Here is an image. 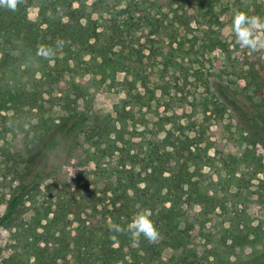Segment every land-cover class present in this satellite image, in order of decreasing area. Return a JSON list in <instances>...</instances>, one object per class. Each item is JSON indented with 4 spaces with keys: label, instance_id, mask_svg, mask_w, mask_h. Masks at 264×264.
Listing matches in <instances>:
<instances>
[{
    "label": "trees",
    "instance_id": "1",
    "mask_svg": "<svg viewBox=\"0 0 264 264\" xmlns=\"http://www.w3.org/2000/svg\"><path fill=\"white\" fill-rule=\"evenodd\" d=\"M32 7L38 9L36 20L29 17ZM208 8L200 10L201 0H16L15 10L0 3V171L19 180L0 217V227L19 228L20 249L6 264H154L166 247L182 244L180 226L191 219L203 227L209 223L211 236H219L207 264H264V231L254 227L246 204V193L264 172V137L251 133L218 146L204 138L205 129H198L203 124L178 121L166 129L171 118L162 116L149 138L142 133L138 143L124 139L125 132L137 130L134 124L129 131L125 121L135 119L133 108H150L156 92L167 91L165 76L180 65L175 52L198 53L201 64L243 81L241 96L253 104L261 99L255 104L264 111V60L257 51L243 50L239 64L232 56L242 51L235 37L228 43L206 29L213 16ZM193 22L203 37L195 35L185 49ZM218 51L224 59L205 60ZM159 58L164 69L155 71ZM120 72L132 77L126 84L139 85L149 97L127 90L124 125H107L85 137L95 163L93 179L86 177L93 189L85 187L86 196L53 175L46 187L51 203L35 205L32 192L40 193L41 186L30 174L33 160L52 142L58 126L53 115L66 114L61 117L66 136H82L87 117L79 113L80 102ZM205 85L215 101H199L218 116L238 100L213 90L209 79ZM213 160L224 175L208 188L202 171ZM26 202L35 212L27 220ZM142 209L150 210L158 230L154 242L113 230V225L126 229ZM72 223L74 233L68 229Z\"/></svg>",
    "mask_w": 264,
    "mask_h": 264
},
{
    "label": "rangeland",
    "instance_id": "2",
    "mask_svg": "<svg viewBox=\"0 0 264 264\" xmlns=\"http://www.w3.org/2000/svg\"><path fill=\"white\" fill-rule=\"evenodd\" d=\"M201 4L204 6V9H200L202 12L209 11L208 6H211L213 12L211 22L206 29L209 32L219 34L228 43L232 42L234 36L231 24L235 12H243L249 9L256 16L264 18V0H201ZM37 15V8L32 7L29 9L30 19L36 20ZM194 15H197V12ZM192 27L194 32L185 35L183 39L185 49L190 48V41L194 39L195 35H200V38L203 37L200 33L201 28L196 22H193ZM142 40L148 41L146 35L142 37ZM240 50L242 51L235 52L232 55L237 61L241 60L238 62L239 64L244 59L243 50L250 52L241 47ZM257 53L264 60V50H257ZM175 54L178 55L180 65L175 69L172 68L165 76V80L169 82L167 91L163 93L162 90H158L155 94L156 99L152 100L150 108L139 105L133 108L135 119L125 121L129 131H132L134 124L137 130L131 134L125 132V140L132 139L133 143H138L142 139V133H144L142 134L144 139L149 138L151 131L156 128L155 123L159 122L162 116L171 118V122L165 126L166 129H171L173 126L177 127L178 121L185 126H192L193 123H196L197 128L199 124H203L206 128L198 129L201 131L205 129L204 138L210 139L218 146L220 144L227 145L232 139L236 141L240 139V136L251 133L258 137H264V111H262L263 108L256 106V104L261 105L262 101L256 98L254 99L256 104H253L247 96H241L245 86L243 81L222 74L221 70L215 69L209 62L201 64V57L198 53L194 55L190 52L189 55H184L175 52ZM206 58V61L215 58L222 60L224 56L221 51H218L206 54ZM157 69H164L162 58L158 59L155 71ZM205 79H209L214 84L213 90H224L238 99L234 100L233 104L228 106L229 108H224L225 112L222 116H218L212 108L207 109L202 105L204 99H208L209 102L214 100L205 85ZM132 80V77L125 73H117L114 77L107 78L100 89L96 90L91 97L80 102L79 113L87 117L85 134L82 136H76L75 139L66 136L64 128L61 126V117H65L66 114L56 112L53 115L58 126L52 136V142L33 160L30 174V179L38 177L36 183L41 186L40 193L37 191L32 192V197H35L37 201L35 205L46 207L51 203L46 187L52 183L51 178L53 175H58L61 180L70 183L72 190L82 191L84 195L88 196V190L85 187L93 189L94 186L91 185V181L87 182L86 177L93 179L95 163L87 152L90 147L89 143L85 141V137L94 135V129L104 128L107 125L111 128H121L124 125L125 111L129 110V107L124 108L127 90L131 89L132 94L140 92L145 94L146 98L149 97V93L139 85L133 88L132 85L126 84V81ZM200 98L202 103L199 101ZM144 123H147L149 128L146 129ZM161 134L165 135L163 130ZM194 135V132L190 133V136L193 137ZM209 155L214 157V150H211ZM215 158L217 159V157ZM112 164H116V159ZM202 172L208 188L220 184L224 175L220 164L216 160L211 161V164L204 167ZM261 180H264V172L260 174L259 180H254V186L251 187L250 192L246 193V204L252 224L257 229L264 231V189L261 187ZM18 185L19 180L16 175L3 176L0 171V217L5 214L7 202ZM29 196H26V198ZM25 207L28 209L26 211V215L28 214L27 220L35 213L34 204L26 202ZM198 209L199 207L196 208V210ZM209 227V223L206 227H203L195 219L182 224L180 226L181 236L183 237L182 244L179 247H173L172 245L166 247L162 251L159 260L154 264L209 263L212 260L211 251L219 237L218 235L211 236L208 230ZM68 229L71 233H74L75 224L72 223L68 226ZM18 232L19 228L17 227H0V264H6L10 256L20 249ZM251 253L252 249L246 251V255Z\"/></svg>",
    "mask_w": 264,
    "mask_h": 264
},
{
    "label": "clouds",
    "instance_id": "3",
    "mask_svg": "<svg viewBox=\"0 0 264 264\" xmlns=\"http://www.w3.org/2000/svg\"><path fill=\"white\" fill-rule=\"evenodd\" d=\"M11 10H15L16 0H0ZM231 29L235 37V43L241 48L251 52L264 50V18L259 16H249L243 12H235L231 24ZM50 51V55H54ZM116 232L127 231L133 238L143 236L150 242H154L158 236V230L151 219V212L148 209H142L135 213L132 221L126 229L119 225H113Z\"/></svg>",
    "mask_w": 264,
    "mask_h": 264
}]
</instances>
